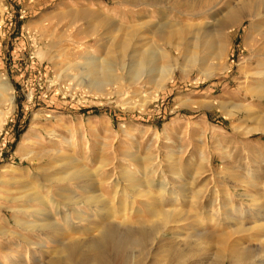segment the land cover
<instances>
[{"label":"rangeland","instance_id":"obj_1","mask_svg":"<svg viewBox=\"0 0 264 264\" xmlns=\"http://www.w3.org/2000/svg\"><path fill=\"white\" fill-rule=\"evenodd\" d=\"M243 1L0 0V85L10 88L0 89V226L21 232L13 216L28 223L49 209L30 199L32 187L55 197L54 206L83 197L63 180L84 170L116 215L99 217L139 220L136 229L156 235L160 218L142 203L179 211L181 222L167 225V245L153 237L150 264H211L240 258L247 247L261 252L243 262L260 264L264 226L255 231L254 220L245 221V232L239 222L264 206V15L229 27L233 13H249ZM258 9L264 14V0ZM152 18L175 25L176 40L165 45L146 32ZM88 56L112 62L119 84L88 88L79 69ZM244 105L255 112L250 118ZM128 170L136 182H128ZM171 192L180 201L172 204ZM0 242L9 244L1 235ZM26 246L19 252L30 264L52 256ZM87 250L52 259L80 264Z\"/></svg>","mask_w":264,"mask_h":264},{"label":"bare ground","instance_id":"obj_2","mask_svg":"<svg viewBox=\"0 0 264 264\" xmlns=\"http://www.w3.org/2000/svg\"><path fill=\"white\" fill-rule=\"evenodd\" d=\"M243 4L248 6L249 13L244 14L243 11L242 12L237 11V12L233 13L231 15L229 23H228L229 27H233L234 29L237 27H240L244 23V20H246V19H250V21L253 25L255 20L261 18L262 15H264L262 13V11L258 9V6L259 5L261 6V4H262V0H244ZM165 20L162 19L161 21L154 22V19L152 18V20L150 22L144 23L142 25V28H144L146 30V32H148L150 34L157 35L159 37V39L162 42H164L165 45H168L172 41L176 40V35L173 32V30L175 29L176 26L172 25L169 22H166ZM85 58L86 59H85V61H83V63L86 61L87 62L84 64L82 63V65H79L80 66L79 69L81 70V72L83 71L86 73V76H85V78H83L82 81L86 84V86L88 88L100 91V90H102L103 87H105L107 85L111 86V85H118L119 84V82L121 81V77H119L116 74L117 69H116V66L112 62H103V64H101V63H99V60L97 63L96 62L97 59H95L91 56H88ZM0 89L4 92H7L10 90V88L6 82L2 83V85H0ZM258 97L259 96H257L256 94L252 95L253 99H256V98L258 99ZM240 106H242V105H240ZM243 107L245 108V113H246L247 117L250 118L254 111L252 110V108H247V106H245V105ZM258 127H256V128L258 129ZM124 128H125V126L122 125L121 130H123ZM259 130H262V129H259ZM259 130H256V129L253 130L252 129V130H249L247 133L250 134L253 132H259ZM26 140H27V138L24 139L25 142H26ZM69 143H71V142H69ZM8 170L9 169L7 167H5L2 170V174L8 175L7 174L9 172ZM100 170L101 169H99L98 172H100ZM87 172L88 171H84V170L78 171L77 170L76 172L70 173L69 175L67 174V177L63 180V181L68 180L70 182H75L77 187L79 189H81L82 193H84V196L81 197L80 199H78L79 198L78 197L77 198L78 200L76 199V201L75 200L72 201L70 198L65 197L64 201L63 202L61 201L62 204L57 203L54 206L53 200L55 199V197L49 198L50 196L48 193H46V194L35 193L32 190L33 187H32V189H30L31 190L30 191L31 192V195H30L31 200H33L34 202H37L41 206H43L45 204L49 205V203H51L52 205L51 206L49 205V209L47 211H43V210L39 209L36 212L37 216L33 219L32 222L22 223L21 221L17 220V218L15 216H13V218L16 220L17 225L19 227L23 228L22 229L23 231H21V232L20 231L17 232L15 230H12L11 227H9L8 225L6 227L0 226V235L3 237H7L8 243H9L8 245H4L0 242V254L4 257V260H0V264H30L31 261L27 258V256H25L24 254H21L19 252V249L22 246V244L27 245L26 247L33 246V247L37 248L39 250V251L38 250L37 251L40 252V254L41 253L48 254L47 259L51 255L52 256H55V255L56 256L57 255L58 256L59 255L64 256L63 259H66L67 257L69 258V256H71L73 254L75 255V252L79 248H81V247L83 248V246H85L88 249L87 250L88 254H87V256L82 257V259H81L82 261L80 262V264H150V261H152V259H154V256L156 255L153 237H155L159 234V236L161 238L160 241L164 242L165 241L164 236L167 235V233H168L167 225L177 224V223L181 222V219H178V216L180 214L179 211L176 209V207L172 211H165L163 202L161 204H157V205H156V203L155 204L148 203V202L142 203L144 211L146 212L147 215L150 216V218H160L159 221H160V226L162 225V230L158 231V233L156 235L154 233H151V232H144L141 229H136V227L142 225L141 221H139V220L129 222L124 217V218H121L122 221L119 220L120 222H118V221L110 220L111 217H110V219H105L103 216L99 217L98 216L99 212H103L104 213L103 215H107V214H112V213H109L112 210L107 208V207L106 208L104 207V202L101 199V198H103L102 196H100V197L95 196V192L92 190L90 180L88 178L89 175L87 174ZM88 173H90V172H88ZM124 174L128 175V176L130 175L131 179L133 180V181H129V179H128V182H136L137 181L136 180L137 173L132 172L130 174V171L128 170V171H125ZM92 175H93V173H92ZM176 176L178 178L177 180L181 182L182 176L180 175V173L177 174ZM99 186H101V185H99ZM157 188H158V190H161L163 192H168L166 190L167 186H165V185L160 184V186ZM56 196H57V194H56ZM168 196L170 197V201L172 204L180 201L179 200L180 196H178V195L175 196V195H173L172 192L169 193ZM147 197H148V195H147ZM103 200H105V199H103ZM155 201H157V200H155ZM224 201L226 202V200H224ZM71 204L83 205V206H78L76 208L70 209L69 205H71ZM142 205H140V206H142ZM172 206L174 207L175 205H172ZM51 207H53V208H51ZM210 207H212V206H210ZM143 209H141L139 211H143ZM258 209L259 210H258V212L256 211V216L254 218H253V216L249 215L247 217L244 216L245 218L242 219L243 214L238 213V214H240V217L242 220L239 222L241 230H244L246 227L245 225H247V224H245V221L249 222L251 220H254L252 222L256 226V227L253 226V227H255V231H256V228H259V227L261 228V226H264V206L262 205V206L258 207ZM27 211H28V209L26 208L24 210H15L13 212L24 213ZM123 211H122V213H124ZM230 211L231 210H229V213H230ZM135 212H137V211H135ZM213 215H215V213ZM114 216H116L115 213H114V215L112 214V219H114ZM216 217L217 216L215 215V218ZM206 220L210 221V219H208V218H206ZM225 220H226V222L228 221V223H229L230 221L231 222L233 221V218H231V217L225 218ZM199 222H200V220L197 221V223H199ZM253 223H251V224H253ZM116 224H118V225H116ZM132 226H134V227H132ZM122 227H125L127 229H122ZM253 227H251V230L253 229ZM117 229L122 230V233L120 235H115L114 230H117ZM210 230H212V229H210ZM251 230H250V232H251ZM259 230L261 232L262 229H259ZM240 232H242V231H240ZM210 234H213V233H210ZM117 236H119V242L115 241ZM215 236H216V234H215ZM166 243H165V245H167ZM162 245H161V247H162ZM168 246H170V245H168ZM260 246L262 247L263 244L262 245L260 244ZM208 249H210V248H208ZM243 251H244V253H243L242 257H240V258L233 259L232 257H230L228 259L225 256H222V257L218 256V258L214 259V261H212L211 264H245L246 262L244 263L243 261L248 260V256H249L250 252H251L250 256L252 253L258 255L257 252H261L259 248L252 249L249 247L244 248ZM241 253H242V251L239 254H241ZM53 254H55V255H53ZM52 256L50 259H52ZM55 257L52 260L48 259L47 264H56V262L58 261V258L55 259ZM32 262H33V264H36L38 261L34 259ZM151 264H153V263H151ZM260 264H264V260H260Z\"/></svg>","mask_w":264,"mask_h":264}]
</instances>
